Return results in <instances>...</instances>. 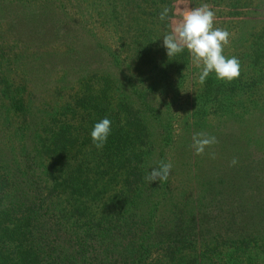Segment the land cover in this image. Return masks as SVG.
I'll list each match as a JSON object with an SVG mask.
<instances>
[{
	"label": "trees",
	"instance_id": "1",
	"mask_svg": "<svg viewBox=\"0 0 264 264\" xmlns=\"http://www.w3.org/2000/svg\"><path fill=\"white\" fill-rule=\"evenodd\" d=\"M172 1L0 0V264H264V150L246 153L264 134V88L227 89L228 112L254 121L224 118L196 155L205 127L193 121L168 138L169 104L161 111L140 86L153 68L185 61L156 38ZM195 1L264 14V0ZM103 12L105 34L138 48L132 61L93 34L77 41ZM178 70L167 77L182 80ZM103 118L111 130L97 149L90 132ZM161 162L172 164L168 180L150 183Z\"/></svg>",
	"mask_w": 264,
	"mask_h": 264
},
{
	"label": "rangeland",
	"instance_id": "2",
	"mask_svg": "<svg viewBox=\"0 0 264 264\" xmlns=\"http://www.w3.org/2000/svg\"><path fill=\"white\" fill-rule=\"evenodd\" d=\"M204 4L206 3L197 2L195 0H173L171 15H169L166 21V34H169L172 27L182 19V12L200 7ZM208 7L215 14L213 28L224 29L229 33L228 44L223 46V55L226 58L236 57L239 60L240 75L232 81H227L217 79L213 72L209 74L205 83L201 85L198 82L201 68H197L194 65L192 57L186 49L176 54L178 56L183 53L184 56H182V58L184 57L185 61L182 65L175 66L172 64L170 67H164L161 72L155 68L150 71V66L145 65L152 75H150V73H145L143 79H145L147 83L143 82L140 86L147 90L150 89L149 91L158 98L156 106L159 107L161 111L164 110L166 102L169 104L171 112L174 115L172 132L168 136V138L171 139L175 138V135H177L181 129H191L190 122L193 121H199V125L205 127L204 131H208L205 132V134H210L211 137L218 131L219 124L224 118H226L224 122L227 121V118L232 119L234 123L244 129V125L250 118H253L251 124L253 123L255 114L248 115L250 113L249 111L252 109L249 103L247 104L248 108L246 110L249 112L248 114H246L245 111L242 112L243 109H238L237 106H235V110H233L232 113H229V109L226 108L229 107L227 97L225 98V96H227V89L236 85L235 88L238 89L243 86V83H249L250 80H254L264 88V14L257 15L252 13L251 10L239 9L237 12L241 14H238L239 16H233L230 14L234 12L232 9L222 6L208 5ZM102 14L103 15L97 16L93 13L90 19L87 18L86 21L83 22L84 28L83 31L82 28H79L77 41L84 42L87 38V41H89V37H92L93 34V37L109 45L111 50L119 54L118 56H120L121 59L125 58L132 61L136 57L135 53L138 48L131 42L127 44L123 40L117 39L116 34L108 37L107 34H105V25L107 24L101 21L106 18V12ZM144 25H150L151 28L156 26L155 28L158 32L160 29V20L150 17V19H145ZM162 33H164V31H161V33L158 32L156 38H159L161 35L162 40ZM126 35L132 37L133 33L130 31L126 33ZM148 41H151V38L147 36V42ZM159 43L161 44V42ZM131 51L134 57L129 56ZM152 63L154 64L155 61H152ZM120 65H122V61ZM176 67L179 68L178 71L180 75H182V80L176 79L178 72L173 74L172 80L166 75L167 70ZM113 87L115 89L118 88L115 85ZM117 90L120 93V97L125 99L123 91L120 88ZM242 101L245 100L243 99ZM137 108L142 110L140 106H137ZM239 111H241L242 114ZM261 120L263 123V118ZM262 123L260 127L259 125L256 126V129H262L263 132L264 124ZM187 133L190 134L188 131ZM246 133L252 135V128L250 127L243 132V134ZM259 133L261 132L259 131L255 135ZM261 138L254 137V139L250 141L246 153L249 154L250 151L252 155L256 153V156L262 151L261 149L264 150V134ZM174 183L176 184L177 180H175Z\"/></svg>",
	"mask_w": 264,
	"mask_h": 264
},
{
	"label": "clouds",
	"instance_id": "3",
	"mask_svg": "<svg viewBox=\"0 0 264 264\" xmlns=\"http://www.w3.org/2000/svg\"><path fill=\"white\" fill-rule=\"evenodd\" d=\"M169 9L165 7L159 13L161 21L168 17ZM214 12L204 4L197 8L181 13L182 19L178 21L169 34L162 38L163 47L168 57L174 56L185 49L192 57V62L201 68L198 82L203 85L210 73H215L219 80L232 81L240 75V63L236 57L226 58L223 55V46L228 44L229 33L227 30L213 28ZM111 130V120L103 118L95 123L90 137L97 149H101L106 142ZM194 154L201 155L206 146L216 143L215 137L205 133L193 135ZM236 163L235 160L232 161ZM172 164L161 162L148 172L146 179L166 182L171 173ZM62 174V173H61Z\"/></svg>",
	"mask_w": 264,
	"mask_h": 264
}]
</instances>
